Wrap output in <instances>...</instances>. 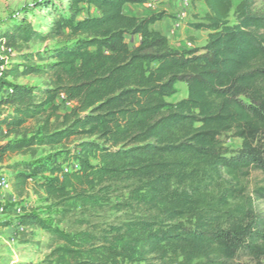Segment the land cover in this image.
<instances>
[{
    "label": "trees",
    "instance_id": "trees-1",
    "mask_svg": "<svg viewBox=\"0 0 264 264\" xmlns=\"http://www.w3.org/2000/svg\"><path fill=\"white\" fill-rule=\"evenodd\" d=\"M139 3L44 0L34 8L49 11L43 24L17 17L0 32V49L16 54L0 72V134L13 137L0 145V163L7 154L33 159L10 168L11 191L21 199L31 187L62 219L76 204L120 214L87 248L81 232L78 242L24 207L10 210L15 220L5 226L21 245L37 230L62 243L37 264H264L256 206L264 202V14L242 0L230 24V0H204L193 27L206 43L179 51L150 29L159 16L124 13ZM83 6L97 16L82 18ZM47 42L58 46L30 52ZM25 78L42 83L17 82ZM177 83L186 97L170 104ZM31 121L40 123L34 133ZM229 138L240 147L228 150ZM57 147L34 161L37 148ZM252 173L261 179L251 188Z\"/></svg>",
    "mask_w": 264,
    "mask_h": 264
},
{
    "label": "rangeland",
    "instance_id": "rangeland-1",
    "mask_svg": "<svg viewBox=\"0 0 264 264\" xmlns=\"http://www.w3.org/2000/svg\"><path fill=\"white\" fill-rule=\"evenodd\" d=\"M44 0H0V32L4 30L5 26L11 24V20L15 18H27L32 21L37 27L43 24L47 20L49 11L41 10V8H35V6ZM231 1V13L229 14L228 21L230 24L234 23L233 10L242 0H230ZM253 1V12L256 14H264V3L260 0ZM140 6L126 7L124 13L133 14L137 17L145 16H159L161 20L150 26L151 30L157 31L165 36L172 48L179 51H187L190 49H200L206 43L207 33L203 31H197L193 26L202 22L203 16L207 13V8L204 4V0H141ZM148 5V6H147ZM81 12L82 18H94L97 13L92 7L83 6ZM27 9H33V14H28ZM138 36H127L126 41L128 45L133 48L137 45ZM58 45L56 42H47L40 45L30 46V52H37L42 50H49L56 48ZM4 48L0 49V67L5 68L13 63V59L16 54H7L3 52ZM18 83L26 86H40L41 79L25 78L19 79ZM175 94L166 99L170 104H175L178 101L186 97V86L182 83H177L174 86ZM64 112V109L61 108ZM38 121H31L28 123L27 128L31 133H34L39 127ZM13 137L5 139L0 134V145L4 144L7 140H11ZM78 142H72L67 148H71ZM226 148L232 151L240 147V141L234 138L226 139ZM62 149L57 147L54 149L37 148L35 152L34 161L46 159L49 156L55 154ZM29 154L20 155H5L0 163V180L10 179L12 173L11 169L14 165H20L23 163L32 162ZM61 161V159L59 160ZM95 163V162H93ZM63 169L75 170V165L70 168L63 166ZM261 179V176L257 173L250 174L248 183L252 188L255 183ZM9 184V183H8ZM30 184H32L30 182ZM10 187V185H9ZM0 200L3 203L0 205L6 207V213L0 214V259L3 257H11L18 262H26L30 264L41 263L49 259L51 252L62 243L51 240L50 236L42 230L34 232V236L31 239V243L28 245H21L15 239L12 233L13 228L11 226H5L6 223L15 220L14 216L9 213L10 210H18L20 207H24L28 210H34L39 214L44 221H47L53 228H57L60 231L68 233L73 236V239H77L79 242V233L81 232L82 244L84 247H90L91 244H97L100 240V234L106 226L118 222L120 214L114 212H102L91 211L87 208H83L80 204L72 207L66 214L67 219H62L59 208L54 207L50 203L46 202L44 196L39 193H34L31 187H28V191L24 196L19 199L10 190H5L0 186ZM257 209L264 213V202H259ZM78 235V236H77ZM92 246V245H91ZM59 262V261H58ZM119 264H144L140 262L136 257L131 259L119 260ZM1 264V261H0ZM58 264H74L73 261L66 258L60 260Z\"/></svg>",
    "mask_w": 264,
    "mask_h": 264
},
{
    "label": "built area",
    "instance_id": "built-area-1",
    "mask_svg": "<svg viewBox=\"0 0 264 264\" xmlns=\"http://www.w3.org/2000/svg\"><path fill=\"white\" fill-rule=\"evenodd\" d=\"M156 1H158V0H156ZM3 52L7 53V54H13V52L11 50H6V49H4ZM2 70H3V67H0V72ZM66 105H68V104H66ZM0 186H1V188L5 189V190H10V187H9L7 180H5L4 178H1ZM0 212H2V208H0Z\"/></svg>",
    "mask_w": 264,
    "mask_h": 264
},
{
    "label": "crops",
    "instance_id": "crops-1",
    "mask_svg": "<svg viewBox=\"0 0 264 264\" xmlns=\"http://www.w3.org/2000/svg\"><path fill=\"white\" fill-rule=\"evenodd\" d=\"M131 6H136V7H138V6H140V4H128V5H125V7H124V10H126V7H129L130 9H131ZM148 6V5H147ZM127 15H130V16H135V15H133V14H129V13H126ZM137 17V16H136ZM139 41H140V38H137V45H138V43H139ZM136 45V46H137ZM205 45V44H204ZM0 203H3V201H1L0 200ZM12 231H14V230H12ZM13 233V232H12Z\"/></svg>",
    "mask_w": 264,
    "mask_h": 264
}]
</instances>
